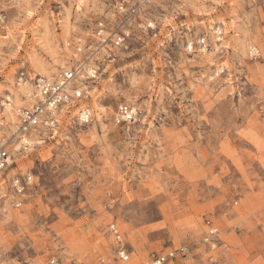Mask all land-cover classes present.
<instances>
[{
  "label": "rangeland",
  "instance_id": "1",
  "mask_svg": "<svg viewBox=\"0 0 264 264\" xmlns=\"http://www.w3.org/2000/svg\"><path fill=\"white\" fill-rule=\"evenodd\" d=\"M116 1L0 0L5 264H122L113 223L132 264L169 250L167 264H264V0H150L82 84L92 122L33 129L18 149L16 110L36 92L20 73L75 64L77 38L121 24ZM199 37L208 48L188 51ZM123 101L139 109L130 135L114 121Z\"/></svg>",
  "mask_w": 264,
  "mask_h": 264
},
{
  "label": "built area",
  "instance_id": "2",
  "mask_svg": "<svg viewBox=\"0 0 264 264\" xmlns=\"http://www.w3.org/2000/svg\"><path fill=\"white\" fill-rule=\"evenodd\" d=\"M149 1L117 0L115 8L121 18V24L115 28L101 20L96 25L93 41L77 38L74 44L75 54L80 56L79 59L73 65L63 66L56 77L49 78L40 75L32 77L25 71L20 73V83L34 82L36 92L31 104L18 110L20 117L18 149L27 150L34 145L30 142L29 135L33 129H41L46 132L47 137H55L65 119L72 120L78 125H86L92 122V110L83 104L87 92L82 84L88 79L97 78L100 66L96 65V61L100 56L112 59L115 57L112 56L114 49L124 45L127 40L128 34L126 30H123L124 25L139 15L143 6ZM207 48L208 42L205 37L187 41V50L190 52L204 51ZM8 102L10 103L9 98ZM138 115L139 109L135 103L123 101L116 108L114 121L116 125L123 126L125 133L130 135L131 126L137 121ZM9 159L12 160L10 151L5 144H0L1 186L7 184L6 172L10 167ZM12 184L18 193L24 190L20 178L12 179ZM4 197L5 195L0 193V212L4 210ZM21 203V201H17L15 205L18 207ZM110 232L115 239L118 260L122 264H132L123 235L116 224L110 225ZM175 251L169 250L154 254L151 260L145 264H167L170 259L175 257ZM181 251H184V248H181ZM5 262V257L0 252V264H5ZM47 264H58V262L55 258H51Z\"/></svg>",
  "mask_w": 264,
  "mask_h": 264
},
{
  "label": "bare ground",
  "instance_id": "3",
  "mask_svg": "<svg viewBox=\"0 0 264 264\" xmlns=\"http://www.w3.org/2000/svg\"><path fill=\"white\" fill-rule=\"evenodd\" d=\"M49 73V72H48ZM45 74V73H44ZM27 88V87H26ZM36 90V89H35ZM26 91H27V89H26ZM26 93V92H25ZM29 97L33 94V97H34V94H35V92L33 91V93H31L30 92V89H29V91H27V93H26ZM18 98H19V96H18ZM12 105V103H9V106H11ZM13 109V108H12ZM12 109H8L9 110V112L8 113H11V115H12V117L14 116L15 117V113H13V111H12ZM19 110V108L16 110V111H18ZM11 118V117H10ZM12 120H13V118H12ZM9 163H11V159H9ZM2 253V252H1Z\"/></svg>",
  "mask_w": 264,
  "mask_h": 264
}]
</instances>
